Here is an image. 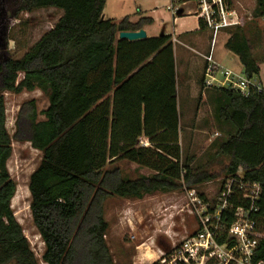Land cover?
Returning a JSON list of instances; mask_svg holds the SVG:
<instances>
[{
	"label": "trees",
	"instance_id": "obj_1",
	"mask_svg": "<svg viewBox=\"0 0 264 264\" xmlns=\"http://www.w3.org/2000/svg\"><path fill=\"white\" fill-rule=\"evenodd\" d=\"M106 2L20 0L19 12L56 8L63 16L21 59L0 62V264H39L12 208L17 192L8 170L13 141L30 143L42 154L29 190L33 222L45 244V264H116L106 240L110 224L105 204L110 197L143 200L216 179L194 168L193 158L183 157L171 36L119 39L121 32L141 31L153 21L105 19ZM256 4L253 22L247 29L228 30L226 44L249 79L259 76L264 62L254 54L260 36L264 42V30L257 23L264 20V0ZM200 27H207L204 20ZM36 90L48 98V108L39 112L36 100L21 106L11 136L4 93ZM218 90L216 119L230 132L220 136L216 155L228 159L229 179L260 185L251 219L261 237L256 238L252 262L264 264V91L246 97ZM142 138L149 146L139 145ZM123 161L152 174L126 178L117 166ZM249 207L238 190L222 215V226L228 230L236 210ZM226 236L223 233L220 243Z\"/></svg>",
	"mask_w": 264,
	"mask_h": 264
},
{
	"label": "rangeland",
	"instance_id": "obj_2",
	"mask_svg": "<svg viewBox=\"0 0 264 264\" xmlns=\"http://www.w3.org/2000/svg\"><path fill=\"white\" fill-rule=\"evenodd\" d=\"M135 1L153 2V0H123L126 11L134 9ZM227 2L244 24L241 27L247 29V25L253 22L256 0H227ZM190 3L193 4L195 11H199L200 2ZM163 4L164 1L160 4L156 3L155 7L163 11ZM19 9L20 0H0V62L9 58L21 59L55 27L63 16V11L56 8L39 9L31 13H22ZM257 23L261 30H264V20L260 19ZM233 28L236 27L222 30L229 32L228 30ZM181 50L188 56V51ZM254 54L258 59H264L262 36L255 44ZM185 69L186 63L179 55L178 101L183 157L193 158L194 168L207 170L209 174H214L216 179L194 189L184 187L176 192L147 196L143 200L110 197L105 204V218L110 224L106 240L116 264H154L174 254L175 249L180 248L187 239L199 232L202 220L205 221L206 218L203 214L206 210L203 208L204 204L208 205L207 211L211 215V229L227 234L228 230L225 226L215 219V213L221 204L220 193L225 187L223 183L225 182L226 185L229 180L227 171L229 161L216 154L220 136L229 133L230 127L220 124L216 119L219 95L215 94V91H219L218 89L213 88L215 90L211 91L212 97L210 96L209 102L203 105L202 101L198 100V88H195L194 93L186 90L184 92L181 85ZM22 79L23 74H20L18 82ZM194 95L197 97L194 98ZM4 97L7 129L11 136L14 135L15 121L21 106L31 100L37 101L39 112L49 106L48 98L41 91H24L21 94L5 92ZM42 119L44 118L41 116L40 120ZM41 159L42 154L33 149L31 144L13 141V155L8 162V170L17 183V192L12 201L15 217L22 226L38 263L45 264L42 259L45 244L33 222L29 190L30 177L39 166ZM117 166L129 179L152 174V171L127 161L119 162ZM196 197L197 200L194 199ZM228 234L226 241L229 239Z\"/></svg>",
	"mask_w": 264,
	"mask_h": 264
},
{
	"label": "built area",
	"instance_id": "obj_3",
	"mask_svg": "<svg viewBox=\"0 0 264 264\" xmlns=\"http://www.w3.org/2000/svg\"><path fill=\"white\" fill-rule=\"evenodd\" d=\"M198 15L215 34L224 28L241 27L238 14L232 10L227 0H200ZM170 10L173 8L170 7ZM206 67L204 85L206 88L229 89L249 96L252 91L262 92V88L245 74H238L218 64L212 56L205 57ZM140 145L149 146L148 141L141 140ZM221 192V204L215 213V219L221 224L223 213L229 208L230 199L241 191L243 199L250 203L249 209L238 208L234 214L235 222L228 229V241L220 243L222 233L211 229V215L208 214V205L204 204L199 232L187 239L180 248L163 264H253L252 257L257 246L256 238L260 236L255 232V221L251 214L257 210L256 203L260 198L261 188L257 183H246L238 177H232L224 185ZM197 200L198 198H194ZM226 234V235H227ZM227 238V236H226ZM262 264V263H260Z\"/></svg>",
	"mask_w": 264,
	"mask_h": 264
},
{
	"label": "crops",
	"instance_id": "obj_4",
	"mask_svg": "<svg viewBox=\"0 0 264 264\" xmlns=\"http://www.w3.org/2000/svg\"><path fill=\"white\" fill-rule=\"evenodd\" d=\"M163 1L165 2L162 5L163 11H160V8L155 7V5ZM192 5L190 2L184 4L173 3L172 0H153L152 3L135 1L134 9L128 12L125 9L123 0H107L104 8V18L116 22L129 18L132 23H137L143 18H149L153 21L152 24L143 28L147 38L171 36L175 51L177 96L179 98L178 59L180 55L186 63L181 87L184 92L186 90V92L193 93L195 88H198V100L200 99L203 105L207 101L209 102L210 96L212 97L211 91L216 89L206 88L204 85L205 57L212 56L218 64L238 74H244V68L239 57L226 48L230 33L227 30H222L215 34L207 24V27L202 29L200 27V20L202 19H200ZM170 7L173 9L170 10ZM181 49L188 51V56ZM252 80L264 91V63L260 64L259 76ZM196 97L194 95V98ZM218 135L220 136L221 133Z\"/></svg>",
	"mask_w": 264,
	"mask_h": 264
},
{
	"label": "water",
	"instance_id": "obj_5",
	"mask_svg": "<svg viewBox=\"0 0 264 264\" xmlns=\"http://www.w3.org/2000/svg\"><path fill=\"white\" fill-rule=\"evenodd\" d=\"M119 39L128 40L130 42H136L147 39V34L144 30L138 32H121L119 34Z\"/></svg>",
	"mask_w": 264,
	"mask_h": 264
}]
</instances>
